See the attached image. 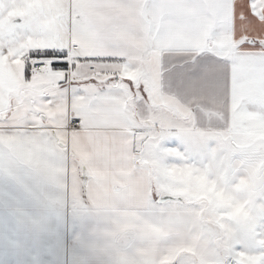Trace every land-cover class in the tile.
Instances as JSON below:
<instances>
[{
    "label": "snow or ice",
    "instance_id": "6c2138e0",
    "mask_svg": "<svg viewBox=\"0 0 264 264\" xmlns=\"http://www.w3.org/2000/svg\"><path fill=\"white\" fill-rule=\"evenodd\" d=\"M0 264H264V0H0Z\"/></svg>",
    "mask_w": 264,
    "mask_h": 264
}]
</instances>
